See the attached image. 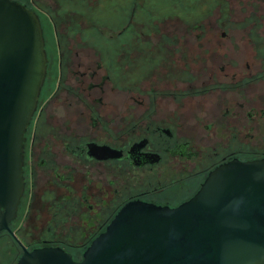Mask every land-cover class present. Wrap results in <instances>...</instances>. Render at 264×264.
Instances as JSON below:
<instances>
[{
  "label": "flooded vegetation",
  "instance_id": "obj_1",
  "mask_svg": "<svg viewBox=\"0 0 264 264\" xmlns=\"http://www.w3.org/2000/svg\"><path fill=\"white\" fill-rule=\"evenodd\" d=\"M28 4L47 63L0 232L18 256L79 260L126 202L176 206L216 165L264 159V0Z\"/></svg>",
  "mask_w": 264,
  "mask_h": 264
},
{
  "label": "water",
  "instance_id": "obj_2",
  "mask_svg": "<svg viewBox=\"0 0 264 264\" xmlns=\"http://www.w3.org/2000/svg\"><path fill=\"white\" fill-rule=\"evenodd\" d=\"M46 63L37 13L0 0V232L23 194L25 132ZM15 264H264V159L216 165L176 206L126 202L79 260L44 246L24 249Z\"/></svg>",
  "mask_w": 264,
  "mask_h": 264
},
{
  "label": "rangeland",
  "instance_id": "obj_3",
  "mask_svg": "<svg viewBox=\"0 0 264 264\" xmlns=\"http://www.w3.org/2000/svg\"><path fill=\"white\" fill-rule=\"evenodd\" d=\"M42 2L43 4H51V0H35ZM108 1H114V0H108ZM120 1H126L127 6L130 8L132 3L135 1H142V0H120ZM160 1V0H156ZM29 0H27V3H25L27 6ZM18 257V252L15 248H12L10 244V240L7 235L0 234V264H15L16 259Z\"/></svg>",
  "mask_w": 264,
  "mask_h": 264
},
{
  "label": "trees",
  "instance_id": "obj_4",
  "mask_svg": "<svg viewBox=\"0 0 264 264\" xmlns=\"http://www.w3.org/2000/svg\"><path fill=\"white\" fill-rule=\"evenodd\" d=\"M17 1H20L22 3H27V0H17Z\"/></svg>",
  "mask_w": 264,
  "mask_h": 264
}]
</instances>
